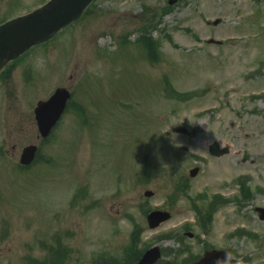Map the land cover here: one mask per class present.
Here are the masks:
<instances>
[{
    "label": "rangeland",
    "instance_id": "374dc122",
    "mask_svg": "<svg viewBox=\"0 0 264 264\" xmlns=\"http://www.w3.org/2000/svg\"><path fill=\"white\" fill-rule=\"evenodd\" d=\"M41 1L0 0V20ZM26 56L0 93V264H133L156 244V264H264V0H95ZM58 87L71 100L41 141L33 110ZM155 209L171 218L150 230Z\"/></svg>",
    "mask_w": 264,
    "mask_h": 264
},
{
    "label": "water",
    "instance_id": "95a60500",
    "mask_svg": "<svg viewBox=\"0 0 264 264\" xmlns=\"http://www.w3.org/2000/svg\"><path fill=\"white\" fill-rule=\"evenodd\" d=\"M92 0H50L44 6L0 25V70L11 60L16 59L30 47L51 39L61 28L77 20L84 8ZM172 3V1H170ZM219 20L213 22L217 24ZM69 93L63 89H57L46 101H39L35 109L37 125L40 134L45 137L62 114ZM176 131H184L178 129ZM36 152V147L25 148L20 157V163L29 164ZM213 156H220L227 149H218L216 143L209 147ZM197 168L190 171L194 176ZM145 196H151V192H145ZM258 216L264 220V208H256ZM170 218L168 212L152 211L147 215L148 226L156 228L162 222ZM227 257V259H226ZM160 258L158 246H154L142 255L136 264H154ZM235 263L228 249L211 250L204 253L201 259L191 264H229Z\"/></svg>",
    "mask_w": 264,
    "mask_h": 264
},
{
    "label": "flooded vegetation",
    "instance_id": "af4514ba",
    "mask_svg": "<svg viewBox=\"0 0 264 264\" xmlns=\"http://www.w3.org/2000/svg\"><path fill=\"white\" fill-rule=\"evenodd\" d=\"M168 1H170V0H167V6L168 7H170V6H174V5H177L179 2H181V0H171L172 1V4H169L168 3ZM206 23V22H205ZM221 22H219L218 24H220ZM218 24H216V25H212L211 24V26H217ZM206 25H208V26H210V24H207L206 23ZM208 40H213L212 38H209ZM222 44V43H221ZM30 60H31V58H29L28 60H27V57L25 58V60H22L21 62H22V65L21 66H16L15 65V67L13 68V67H8L7 68V70L6 71H2V75H5L6 76V78H5V80L2 82L1 81V78H0V93H1V99L3 98V96H2V92L5 90V87L7 88V86L9 85V84H11L12 82L11 81H13L12 79H11V76L12 75H14V73H15V70L16 69H19V67H21V68H23V69H29L30 68V66L32 65L31 63H30ZM1 75V76H2ZM0 76V77H1ZM11 88V91H10V94L11 93H13V91L15 90V89H13V83H12V86H10ZM2 88V89H1ZM4 89V90H3ZM10 98H12V96H10ZM12 149L14 150L15 149V147L13 146L12 147Z\"/></svg>",
    "mask_w": 264,
    "mask_h": 264
},
{
    "label": "trees",
    "instance_id": "16d2710c",
    "mask_svg": "<svg viewBox=\"0 0 264 264\" xmlns=\"http://www.w3.org/2000/svg\"><path fill=\"white\" fill-rule=\"evenodd\" d=\"M131 251H134L135 250V247L132 246V248H130ZM59 251V250H58ZM64 252H61L59 255H62ZM58 255L56 261L54 262V264L58 263L59 262V259H60V256ZM130 255V254H129ZM128 255V256H129ZM59 258V259H58Z\"/></svg>",
    "mask_w": 264,
    "mask_h": 264
},
{
    "label": "clouds",
    "instance_id": "9594fccd",
    "mask_svg": "<svg viewBox=\"0 0 264 264\" xmlns=\"http://www.w3.org/2000/svg\"><path fill=\"white\" fill-rule=\"evenodd\" d=\"M93 74H95L94 70H93ZM226 259H227V257H226Z\"/></svg>",
    "mask_w": 264,
    "mask_h": 264
}]
</instances>
